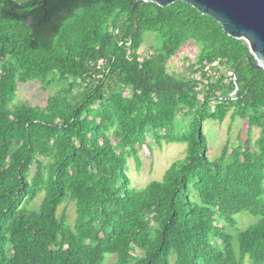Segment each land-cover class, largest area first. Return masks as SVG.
I'll use <instances>...</instances> for the list:
<instances>
[{
    "label": "trees",
    "instance_id": "16d2710c",
    "mask_svg": "<svg viewBox=\"0 0 264 264\" xmlns=\"http://www.w3.org/2000/svg\"><path fill=\"white\" fill-rule=\"evenodd\" d=\"M136 3L0 0V264H264V70L191 5ZM145 33L163 44L142 61ZM189 42L202 55L183 82L168 62ZM217 60L237 74L236 101L220 81L197 91L196 74ZM33 82L61 89L44 108L12 107ZM188 112L196 119L176 136ZM229 115L249 135L211 161L204 124ZM152 141L183 143L186 157L133 188L127 157L141 168ZM68 202L74 227L59 215ZM245 213L258 221L240 231Z\"/></svg>",
    "mask_w": 264,
    "mask_h": 264
},
{
    "label": "rangeland",
    "instance_id": "374dc122",
    "mask_svg": "<svg viewBox=\"0 0 264 264\" xmlns=\"http://www.w3.org/2000/svg\"><path fill=\"white\" fill-rule=\"evenodd\" d=\"M163 44L162 38L155 33L144 34V45L141 52L149 54L150 51L159 49ZM202 55L201 45L195 42H189L180 49V51L171 58L168 62V69L170 73L179 81H186L190 77V67L197 65ZM61 86L53 84L47 86L46 89L42 88L41 82H33L28 84H21L12 107L21 105H29L31 107L47 106L50 97L55 95ZM196 119L195 112H188L183 117H177L175 121L174 133L176 136H182L189 132L191 125ZM205 134L209 140V153L208 156L211 161L217 160L223 148L230 144L235 147L245 141L249 135L250 127L248 122L240 119H233L231 115L227 117L223 124L207 120L204 124ZM260 136L259 129H253L252 138L256 141ZM154 148L152 156L147 155L146 152H141L140 160L142 167H138L135 160L136 156L131 158L127 157V173L131 180L132 187L142 189L147 187L152 182L162 181L166 172L177 161L183 160L186 157L187 146L183 143H164L162 148H158L155 142H151ZM44 196L39 197L32 205L31 209H36L40 206ZM66 212L69 218V224L74 227L77 219V211L74 203H66L60 210L59 215ZM238 229L240 231L246 230L250 225L257 223L258 219L245 213L237 217ZM228 233L237 237L238 230L228 229ZM237 240H235V246ZM139 254V253H138ZM115 261V258H109L108 262ZM245 264H252L251 260L247 258Z\"/></svg>",
    "mask_w": 264,
    "mask_h": 264
},
{
    "label": "water",
    "instance_id": "95a60500",
    "mask_svg": "<svg viewBox=\"0 0 264 264\" xmlns=\"http://www.w3.org/2000/svg\"><path fill=\"white\" fill-rule=\"evenodd\" d=\"M148 2L162 8L191 5L214 19L228 36L247 42L258 61L256 67L264 70V0H137L135 8Z\"/></svg>",
    "mask_w": 264,
    "mask_h": 264
},
{
    "label": "built area",
    "instance_id": "2783aa9c",
    "mask_svg": "<svg viewBox=\"0 0 264 264\" xmlns=\"http://www.w3.org/2000/svg\"><path fill=\"white\" fill-rule=\"evenodd\" d=\"M153 55L154 52L150 51L149 54L143 57L142 61H144L145 58L149 59ZM224 64L225 62L217 60L212 64H207L201 73L196 74L195 79L199 82L197 91L201 92L203 85H210L220 81L223 86L230 87L228 99L236 101L241 90L238 77L235 71L228 70ZM201 99H204L203 95ZM219 101H224V97L219 96ZM214 109L215 107L213 106V112Z\"/></svg>",
    "mask_w": 264,
    "mask_h": 264
}]
</instances>
